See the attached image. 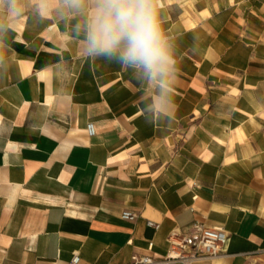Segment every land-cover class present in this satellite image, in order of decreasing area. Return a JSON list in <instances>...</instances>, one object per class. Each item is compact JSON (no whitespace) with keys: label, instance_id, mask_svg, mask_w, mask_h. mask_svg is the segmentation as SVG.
<instances>
[{"label":"crops","instance_id":"0c3cea01","mask_svg":"<svg viewBox=\"0 0 264 264\" xmlns=\"http://www.w3.org/2000/svg\"><path fill=\"white\" fill-rule=\"evenodd\" d=\"M36 3L0 34V264L160 258L194 221L229 234L196 264H264V0H160L171 109Z\"/></svg>","mask_w":264,"mask_h":264},{"label":"clouds","instance_id":"9594fccd","mask_svg":"<svg viewBox=\"0 0 264 264\" xmlns=\"http://www.w3.org/2000/svg\"><path fill=\"white\" fill-rule=\"evenodd\" d=\"M49 0H37L46 10ZM53 11L62 17H80L75 32L84 36L83 55L100 58L131 70L141 81L155 85L152 107L171 109L177 80V61L163 27L160 0H58ZM21 0H0V34L8 21L22 16Z\"/></svg>","mask_w":264,"mask_h":264},{"label":"built area","instance_id":"2783aa9c","mask_svg":"<svg viewBox=\"0 0 264 264\" xmlns=\"http://www.w3.org/2000/svg\"><path fill=\"white\" fill-rule=\"evenodd\" d=\"M86 129L89 135L94 134L92 122ZM123 219L132 220L135 214L129 210L121 212ZM150 225L157 224L148 221ZM229 234L219 227H210L194 221L187 231L173 228L167 235V251L160 258L148 255H133L125 264H196L202 260L214 259L228 252ZM80 256L73 254L66 264H79Z\"/></svg>","mask_w":264,"mask_h":264}]
</instances>
